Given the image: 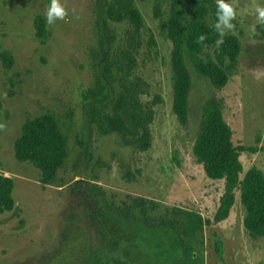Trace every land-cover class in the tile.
I'll list each match as a JSON object with an SVG mask.
<instances>
[{
    "label": "rangeland",
    "instance_id": "obj_1",
    "mask_svg": "<svg viewBox=\"0 0 264 264\" xmlns=\"http://www.w3.org/2000/svg\"><path fill=\"white\" fill-rule=\"evenodd\" d=\"M197 1L211 6L205 19L214 27L216 0ZM119 2L60 0L67 15L49 25L51 0H0V50L14 57L10 69L0 62V173L14 182V209L0 214V264H179L186 238L175 209L212 220L223 192V181L207 178L192 152L208 99L221 100L233 144L246 148L241 177L250 168L264 175V24L256 13L264 0H225L236 10L235 28L225 34L237 36L241 50L224 87H214L185 56L191 89L184 125L172 112L170 0H130L138 28L112 19ZM36 15L47 22L43 42L34 36ZM216 47L201 57L213 58ZM105 58L109 77L101 70ZM98 76L104 80L97 84ZM103 85L112 100L95 103L97 118L121 119L108 134L91 120L87 96ZM134 98L143 117L151 115L145 149L134 145L140 133L122 107ZM43 114L55 119L67 148L46 185L13 151L24 122ZM244 218L236 191L228 218L194 235L195 257L203 264H264V235H251Z\"/></svg>",
    "mask_w": 264,
    "mask_h": 264
},
{
    "label": "trees",
    "instance_id": "obj_2",
    "mask_svg": "<svg viewBox=\"0 0 264 264\" xmlns=\"http://www.w3.org/2000/svg\"><path fill=\"white\" fill-rule=\"evenodd\" d=\"M119 1L117 10L110 9L112 19L115 22L127 20L135 28L140 27V14L131 5L130 0ZM208 6L206 1L170 0L167 35L172 44V112L181 125L186 123L187 99L191 89V77L185 65V56H188L199 75L206 77L214 87L220 89L226 85L229 78L228 69L235 65L241 50L237 36L224 34L220 37L215 27L207 23L205 17ZM33 26L35 38L43 42L48 34L45 17L36 15ZM201 35L206 37L203 42L198 40ZM218 39H223V43L217 44ZM212 45H217L214 57L204 60L201 57L203 49ZM0 62L5 69H10L14 57L11 53L0 50ZM110 68L111 65L105 58L101 64L103 76H110ZM124 70L127 74V69ZM103 76H98L97 84L104 80ZM87 96L92 100L89 111L91 120L96 122L101 133L108 134L113 130L117 119H121L117 116L97 118L94 107L95 103L104 105L112 100L110 90L107 85H103L97 92L89 89ZM122 107L126 122L134 129L135 134L140 133L133 139L134 145L145 149L149 144L150 134L147 126L151 115L143 117L140 103L135 98L132 104H124ZM231 137L232 131L222 115L221 100L208 99L202 105L200 129L192 152L202 165L207 178L223 181V192L212 220H203L196 212L175 209V212L182 214V232L186 238L179 264H203L194 255L193 237L205 224H218L228 218L235 203L236 191H239L240 201L245 208V229L251 235H264V175L258 169L250 168L241 177L243 167L240 154L246 148L235 146ZM13 151L17 161L31 163L39 169L42 184H51L67 157L66 139L55 119L49 114H43L24 122ZM13 188L12 177L0 173V214L14 209Z\"/></svg>",
    "mask_w": 264,
    "mask_h": 264
},
{
    "label": "clouds",
    "instance_id": "obj_3",
    "mask_svg": "<svg viewBox=\"0 0 264 264\" xmlns=\"http://www.w3.org/2000/svg\"><path fill=\"white\" fill-rule=\"evenodd\" d=\"M217 2V22L214 27L219 32L220 37L225 34V29L233 30L235 25L232 24V20L236 18V10L230 3L225 0H216ZM258 22L264 24V7H256ZM67 15L66 9L61 5L60 0H51L50 7L47 9L46 17L49 25L53 24L56 19H64ZM252 31L255 32V26H252ZM206 39L204 35H201L198 40L203 42ZM223 39H218L217 44H222ZM4 125L0 124V129H3Z\"/></svg>",
    "mask_w": 264,
    "mask_h": 264
}]
</instances>
